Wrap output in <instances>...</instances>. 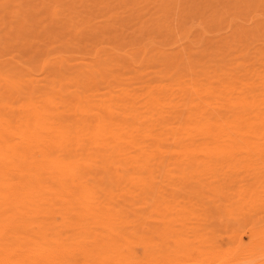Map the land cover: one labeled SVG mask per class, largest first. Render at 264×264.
<instances>
[{
  "label": "bare ground",
  "instance_id": "obj_1",
  "mask_svg": "<svg viewBox=\"0 0 264 264\" xmlns=\"http://www.w3.org/2000/svg\"><path fill=\"white\" fill-rule=\"evenodd\" d=\"M90 6L0 50V264H264V0Z\"/></svg>",
  "mask_w": 264,
  "mask_h": 264
},
{
  "label": "rangeland",
  "instance_id": "obj_2",
  "mask_svg": "<svg viewBox=\"0 0 264 264\" xmlns=\"http://www.w3.org/2000/svg\"><path fill=\"white\" fill-rule=\"evenodd\" d=\"M18 2H20V3L18 4ZM0 3H1L0 4V23H1L0 24V42L2 44V47L0 46V50L4 54V56L6 55V53L7 54L9 53L8 55L11 57V55H10V53H11V54H13V56H12L13 58H15L16 55H17V57L20 58L21 60L23 58H25V57H23L24 55L26 56V58H27V56H28V58H29V56H32V57L36 56L35 53L37 51L34 53V52L30 51V50H33V51L38 50L41 46L44 45V43H45L44 41L45 40L46 41L49 40V41H47L49 44L48 43H45V44L48 45L50 48H55V47L58 48L60 44L57 45L58 47L53 45L54 43H57V40L61 41L65 37V41L67 42V40L69 38H70L69 41H71V40L75 41V40H77L79 38V37L77 38V36L79 35L78 32H76V35H77L76 36L74 34L75 32L74 31L72 32V29L67 28L66 31H65V29H60L58 27L59 23H57V21L55 20V16H54V14L52 12L53 9L60 10L62 15H68L69 14L70 16H78V17H86L92 11H94V9L90 6V4H92V0H0ZM43 10H44V12H43ZM29 11H31V13ZM84 11H85V13H84ZM29 19H30V21H28ZM3 21H5V22H3ZM91 26L92 27L90 28V30L91 29L93 30L95 26H93V25H91ZM87 27L88 26H86L85 28H87ZM241 28H242L243 31H245V30L250 29L251 25L249 23H243ZM90 30H86V33L83 32L85 30H82V31H79V32L82 33L81 35H83L85 33V35H88V37H89L91 34H93V33L90 34V32H89ZM17 31H18V33H17ZM46 31H47L48 34L45 33ZM95 31H97V29ZM66 32L69 33L68 34V38H66L67 37L66 35L63 36ZM72 33L74 34L76 39H75V37H73ZM43 34L46 36V38L48 37V39L44 40L45 36H42V38H41V35H43ZM51 35L53 37H51V39H50L49 36H51ZM60 35H62V36H60ZM85 35H83V36L86 39L82 38L83 36H81L82 40H84V39L87 40L88 39V37L85 36ZM227 35H229V31H226V36ZM94 36H95V34H94ZM94 36L91 35L88 40L93 39ZM54 37L56 38L55 39L56 42L54 41V43H53L51 41L54 39ZM59 37L61 38V40L57 39ZM3 38L4 39L6 38V39L4 40ZM20 38L21 39H25V40H22L23 41L22 42ZM8 39H10L9 44H8V41H7ZM15 39H18V40L20 39L19 41H21V44H20V42H17L18 40L15 42ZM81 39H79V40H81ZM6 41H7V44H6ZM37 42L38 43H42V44L38 45V46H40L39 48H37V45H35V44H37ZM62 42H59V43H61V45H65L66 44L65 42H64L65 44H63ZM17 43H18V45H17ZM26 43L27 44L29 43V46H30V47L28 46L29 48H26L27 47ZM30 43H32L33 46ZM50 43H52V44L50 45ZM71 43H72V41H71ZM12 44L14 45L13 47L11 46ZM68 44H69V42H68ZM8 45H10V46H8ZM46 45L41 47V50L42 49L44 51L49 50V47L47 49ZM17 46H19V47H17ZM52 46H54V47H52ZM34 48H35V50H34ZM44 48H46V49H44ZM63 48L64 47L61 46L60 49H63ZM67 48H68V50H70V48H71V51H72L73 47L69 45ZM10 49H11V51H10ZM14 49L17 52H15ZM39 50H38L37 54L39 52H41V50L40 51ZM43 50H42V52H43ZM50 50H53V49H50ZM73 50H76V47L73 48ZM29 51H30V53H29ZM26 52H27V54H26ZM15 53H16V55H15ZM20 53L22 55H20ZM3 54H2V56H3ZM8 55H6L5 57H2L1 55L0 56L3 59H5V58L7 59L9 57ZM21 56L23 58H21Z\"/></svg>",
  "mask_w": 264,
  "mask_h": 264
}]
</instances>
